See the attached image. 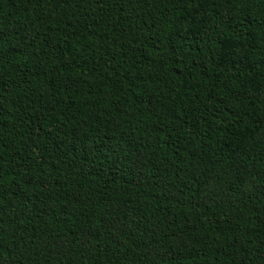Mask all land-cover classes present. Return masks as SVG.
<instances>
[{"label":"trees","instance_id":"1","mask_svg":"<svg viewBox=\"0 0 264 264\" xmlns=\"http://www.w3.org/2000/svg\"><path fill=\"white\" fill-rule=\"evenodd\" d=\"M0 264H264V0H0Z\"/></svg>","mask_w":264,"mask_h":264},{"label":"rangeland","instance_id":"2","mask_svg":"<svg viewBox=\"0 0 264 264\" xmlns=\"http://www.w3.org/2000/svg\"><path fill=\"white\" fill-rule=\"evenodd\" d=\"M225 183L223 178L214 179L206 188L204 195L207 201H214L225 195Z\"/></svg>","mask_w":264,"mask_h":264}]
</instances>
